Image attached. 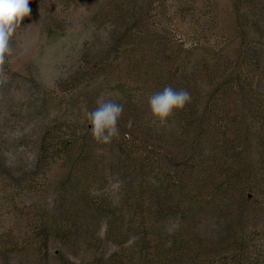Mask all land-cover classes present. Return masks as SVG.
I'll list each match as a JSON object with an SVG mask.
<instances>
[{
	"label": "rangeland",
	"instance_id": "374dc122",
	"mask_svg": "<svg viewBox=\"0 0 264 264\" xmlns=\"http://www.w3.org/2000/svg\"><path fill=\"white\" fill-rule=\"evenodd\" d=\"M30 8L0 84V264H264V0ZM166 86L192 100L162 124ZM101 95L124 107L109 144Z\"/></svg>",
	"mask_w": 264,
	"mask_h": 264
},
{
	"label": "clouds",
	"instance_id": "9594fccd",
	"mask_svg": "<svg viewBox=\"0 0 264 264\" xmlns=\"http://www.w3.org/2000/svg\"><path fill=\"white\" fill-rule=\"evenodd\" d=\"M31 0H0V84L7 82L4 71L7 57L13 55L12 39L17 29L26 17H30ZM192 100L187 89L176 90L166 86L162 91L152 94L148 98L152 116L162 124L174 114L175 110H182ZM98 107L87 113L91 124L93 138L101 144L111 143L114 137L120 136L119 120L124 112L122 104L105 101L104 96L97 98ZM129 120L127 126L131 127Z\"/></svg>",
	"mask_w": 264,
	"mask_h": 264
},
{
	"label": "trees",
	"instance_id": "16d2710c",
	"mask_svg": "<svg viewBox=\"0 0 264 264\" xmlns=\"http://www.w3.org/2000/svg\"><path fill=\"white\" fill-rule=\"evenodd\" d=\"M144 223L145 222H143V224ZM144 226L146 227L145 224H144ZM145 227H144V230H145ZM125 231H130V229L127 227ZM138 233H140V232H138ZM144 235H145V233H144ZM125 239H126V237H125ZM138 244H139V241H138ZM149 247H151V246H149ZM127 249H128V252L131 256V257L129 256V259H130L129 263L124 259V257L120 253L117 252V253L109 255L105 258L101 255H96L93 259L88 261L86 264H170L172 261L171 255L167 256L165 254V251H163V252L156 251L155 247L153 250H148V256L149 257L144 262H143V257L141 255V253L137 254L138 251L136 252L132 248H127Z\"/></svg>",
	"mask_w": 264,
	"mask_h": 264
}]
</instances>
